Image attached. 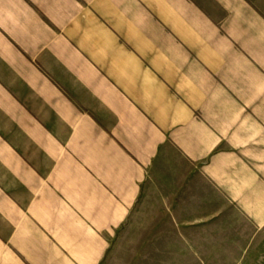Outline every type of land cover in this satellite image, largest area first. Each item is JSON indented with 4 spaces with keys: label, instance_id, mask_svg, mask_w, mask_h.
<instances>
[{
    "label": "crops",
    "instance_id": "crops-1",
    "mask_svg": "<svg viewBox=\"0 0 264 264\" xmlns=\"http://www.w3.org/2000/svg\"><path fill=\"white\" fill-rule=\"evenodd\" d=\"M261 121L250 0H0V264H100L160 187L256 213Z\"/></svg>",
    "mask_w": 264,
    "mask_h": 264
},
{
    "label": "rangeland",
    "instance_id": "rangeland-1",
    "mask_svg": "<svg viewBox=\"0 0 264 264\" xmlns=\"http://www.w3.org/2000/svg\"><path fill=\"white\" fill-rule=\"evenodd\" d=\"M250 1L264 12V0ZM263 127L261 121V126L256 124L252 130H264ZM260 137L262 160L264 135ZM258 179L250 183L251 202H261L256 213L228 206L224 214H196L201 210L195 207L202 197L201 190L188 194L185 205L174 207L179 200L168 198L170 191L156 189L128 215L100 264H264L263 172Z\"/></svg>",
    "mask_w": 264,
    "mask_h": 264
}]
</instances>
